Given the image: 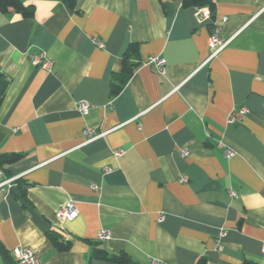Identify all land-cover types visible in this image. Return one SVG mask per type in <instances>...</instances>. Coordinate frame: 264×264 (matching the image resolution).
<instances>
[{
    "label": "crops",
    "instance_id": "crops-1",
    "mask_svg": "<svg viewBox=\"0 0 264 264\" xmlns=\"http://www.w3.org/2000/svg\"><path fill=\"white\" fill-rule=\"evenodd\" d=\"M73 1L31 0L29 19L0 13V156L22 155L0 168L14 180L0 188V244L38 264H113L94 248L133 264H264V0H211L205 22L171 0L169 15L159 0ZM215 24L230 43L208 60ZM41 54L50 71L32 65ZM153 56L166 61L161 81ZM86 128L105 134L87 142ZM67 202L77 216L60 221Z\"/></svg>",
    "mask_w": 264,
    "mask_h": 264
},
{
    "label": "built area",
    "instance_id": "built-area-1",
    "mask_svg": "<svg viewBox=\"0 0 264 264\" xmlns=\"http://www.w3.org/2000/svg\"><path fill=\"white\" fill-rule=\"evenodd\" d=\"M198 18L200 22H205V21L210 20L211 19L210 11L208 10L207 14H205L202 8H198ZM219 33H220L219 24H215L213 26V31L210 37L208 38V48H209L208 60L215 58L218 55V53L224 48H226L228 44L230 43V39L225 40V41L221 40L219 37ZM97 46L102 47V44L97 43ZM31 62L33 66L40 67L46 71H50L52 67L51 62H49L46 58H44L43 54L34 56ZM145 65L150 66L154 70V72L156 73L160 81L164 78L166 61L163 58L158 57V56L149 57ZM76 108L79 114H81L82 116H85L88 114L91 106L87 104L86 102L81 101L77 103ZM246 114H247V110L243 107L239 109H234L229 114L227 118V123L230 125L236 124L240 122L246 116ZM104 134L105 132H98L94 128H86L84 130V136L86 137L87 142L101 138L102 136H104ZM116 155L117 156L120 155V152H116ZM186 155H187L186 151L181 152V156L184 157ZM231 155H232V151L227 150L226 156L229 157ZM0 178H2V181L0 183V188H3L5 186L10 187V184L14 182L13 179L5 178L1 169H0ZM184 180L185 179H182V181ZM93 188L96 189V187H93ZM230 195L232 197H235L236 193L234 191H230ZM77 213L78 212H77V209L74 203L67 202L65 205L59 208L57 212V218L60 221H72L76 218ZM161 219L162 218L160 217L159 220ZM225 236H226V233L224 231H219L217 233L215 240L218 245V248H221V243L223 239L225 238ZM108 238H109V235L105 231H102L98 234V241L107 240ZM261 254L264 257V246L261 248ZM12 255L14 259L18 262V264H38L37 256L29 248L14 249L12 252Z\"/></svg>",
    "mask_w": 264,
    "mask_h": 264
},
{
    "label": "trees",
    "instance_id": "trees-1",
    "mask_svg": "<svg viewBox=\"0 0 264 264\" xmlns=\"http://www.w3.org/2000/svg\"><path fill=\"white\" fill-rule=\"evenodd\" d=\"M164 13L169 15L172 13L166 3L162 0H159ZM173 2H178L181 10L188 8H202L208 7L210 11L214 10V4L211 0H171ZM63 3L69 8L74 9V1L73 0H63ZM9 12H13L19 14L24 19H29L33 16V9L31 7H25L21 3L20 0H0V13L7 14ZM137 51L136 45H130L125 57L122 61V71L125 74L124 81H126L132 74L133 65L128 62V56L134 55ZM9 85L8 79L4 76V74L0 70V106L4 99V95L6 89ZM121 89V85H113L112 94L116 95L119 93ZM22 155L20 154H10L0 156V168L4 165H11L18 162L21 159ZM47 237L52 245V247L56 251H68L70 249V243L67 241H63L56 233H47ZM91 257L94 259L103 260L106 262H110L113 264H133L128 256L124 253L119 254H110L103 249L94 248ZM0 264H18V262L14 259L13 255L8 252L1 244H0Z\"/></svg>",
    "mask_w": 264,
    "mask_h": 264
},
{
    "label": "clouds",
    "instance_id": "clouds-1",
    "mask_svg": "<svg viewBox=\"0 0 264 264\" xmlns=\"http://www.w3.org/2000/svg\"><path fill=\"white\" fill-rule=\"evenodd\" d=\"M29 2H31V0H25V6H27V4L29 3ZM55 5L53 4V5H50L49 7H54ZM203 11L205 12V14H207V9H203ZM51 13L49 12V15H50ZM17 19H19V16H17L16 17ZM256 199L260 202V203H264V201H260V198H259V196H258V194H257V196H256Z\"/></svg>",
    "mask_w": 264,
    "mask_h": 264
}]
</instances>
